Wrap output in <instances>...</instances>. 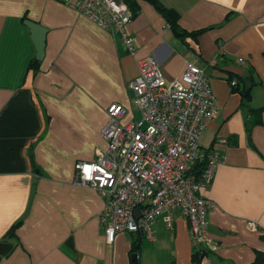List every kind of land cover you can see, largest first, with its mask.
<instances>
[{
    "label": "crops",
    "instance_id": "crops-1",
    "mask_svg": "<svg viewBox=\"0 0 264 264\" xmlns=\"http://www.w3.org/2000/svg\"><path fill=\"white\" fill-rule=\"evenodd\" d=\"M76 1L0 0V241L12 244L0 264H194L185 217L177 216L174 232L159 216L153 239L120 232L110 244L97 220L103 196L75 182L76 162L94 160L108 147L101 132L107 107L122 104L125 120L137 118L129 82L138 74L137 59L150 54L169 80L188 61L205 69L219 108L199 141L200 155H222L201 189L211 202L208 232L219 248L200 264H250L264 251V0H246L243 11L240 0L231 7L158 0L180 15L186 31L204 29L184 38L152 2L135 0L134 55L120 35L74 8ZM26 20L48 30L38 68Z\"/></svg>",
    "mask_w": 264,
    "mask_h": 264
},
{
    "label": "built area",
    "instance_id": "built-area-1",
    "mask_svg": "<svg viewBox=\"0 0 264 264\" xmlns=\"http://www.w3.org/2000/svg\"><path fill=\"white\" fill-rule=\"evenodd\" d=\"M73 6L104 30L120 35L130 53H136L137 41L129 30L134 12L124 0H77ZM137 67L129 86L140 117L125 120L129 110L110 104L101 131L108 147L94 160L76 162L75 182L103 196L97 220L110 244L120 232H142L153 239L159 216L174 232L181 215L189 223L193 252L216 251L219 244L208 232L211 202L201 189L212 181L222 155L214 150L199 153L201 135L219 111L210 77L188 61L183 74L169 80L154 54L137 59ZM85 167L92 179H85Z\"/></svg>",
    "mask_w": 264,
    "mask_h": 264
},
{
    "label": "trees",
    "instance_id": "trees-1",
    "mask_svg": "<svg viewBox=\"0 0 264 264\" xmlns=\"http://www.w3.org/2000/svg\"><path fill=\"white\" fill-rule=\"evenodd\" d=\"M124 1L129 5V7L132 9V11H134V13L137 12L138 5L135 3V0H124ZM149 1L152 2L164 14V16L166 17V19H167V21H168L171 29L173 30V32L177 36H179L181 38H184L188 34H192L194 36H197V35L201 34L204 31V29H201V30H198V31H195V32H188V31H186L179 24L180 15L177 12H175L172 9H169V8L165 7L158 0H149ZM39 64H40V62L37 59H35L32 62V66L34 68H38L39 67ZM229 80H230V83H231L232 79H229ZM233 88L234 89H239L238 88V84H236L235 86H233ZM241 93H242V96L245 99H250L251 93H250L249 90L242 89L241 90ZM198 168H200V171H201V169L203 168V163L198 164ZM16 226H14V228ZM138 250H139V245H136L134 248H132V252H136ZM208 252H206L204 254L194 253L193 254L194 264H200V260ZM250 264H264V251L257 250L256 253H255V258H254V260Z\"/></svg>",
    "mask_w": 264,
    "mask_h": 264
},
{
    "label": "water",
    "instance_id": "water-1",
    "mask_svg": "<svg viewBox=\"0 0 264 264\" xmlns=\"http://www.w3.org/2000/svg\"><path fill=\"white\" fill-rule=\"evenodd\" d=\"M29 28L31 29L32 36L36 45L37 55L36 58L38 60H42L45 55V47H46V36H47V28L42 26L41 24L34 22L32 20H26L25 22ZM192 170H189L191 172ZM138 212V210H137ZM12 248V244L0 241V256L6 255L10 249ZM132 259L135 263L138 262V253L132 254Z\"/></svg>",
    "mask_w": 264,
    "mask_h": 264
},
{
    "label": "clouds",
    "instance_id": "clouds-1",
    "mask_svg": "<svg viewBox=\"0 0 264 264\" xmlns=\"http://www.w3.org/2000/svg\"><path fill=\"white\" fill-rule=\"evenodd\" d=\"M218 3H223L226 4L227 6L231 7V0H217ZM246 0H240V5L238 7V11H243V7L245 4ZM87 167L84 168V172H85V179H92L91 174L87 171Z\"/></svg>",
    "mask_w": 264,
    "mask_h": 264
},
{
    "label": "rangeland",
    "instance_id": "rangeland-1",
    "mask_svg": "<svg viewBox=\"0 0 264 264\" xmlns=\"http://www.w3.org/2000/svg\"><path fill=\"white\" fill-rule=\"evenodd\" d=\"M135 110H136V109H135ZM136 115H137V118H139V117H140L141 113H140V111H139V110H136Z\"/></svg>",
    "mask_w": 264,
    "mask_h": 264
},
{
    "label": "snow or ice",
    "instance_id": "snow-or-ice-1",
    "mask_svg": "<svg viewBox=\"0 0 264 264\" xmlns=\"http://www.w3.org/2000/svg\"><path fill=\"white\" fill-rule=\"evenodd\" d=\"M87 171H90L89 169H87ZM101 171H103V170H101Z\"/></svg>",
    "mask_w": 264,
    "mask_h": 264
}]
</instances>
